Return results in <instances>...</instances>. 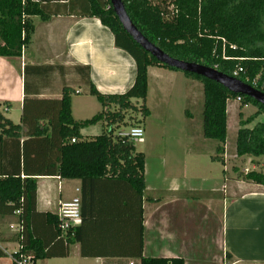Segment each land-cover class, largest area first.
Here are the masks:
<instances>
[{
  "label": "crops",
  "instance_id": "1",
  "mask_svg": "<svg viewBox=\"0 0 264 264\" xmlns=\"http://www.w3.org/2000/svg\"><path fill=\"white\" fill-rule=\"evenodd\" d=\"M36 2L47 4L56 15L45 22L31 18L33 32L20 56H0V113L21 126L18 143L10 139L0 142V177L19 174L36 181L38 215L32 218L31 229L44 245L40 264H138L133 256L139 233L144 258H181L184 264H264V187L243 182L233 173V168L239 170L238 161L245 163L241 172L259 168L251 157H236L225 140L221 179L219 168H213L217 162L211 160L217 143L202 138L192 114L183 131L179 129L178 135L170 132L160 144L153 142L146 129L145 138L134 142L135 151L144 157L145 189L156 200L162 199L156 203L141 197L139 201L124 185L122 194L94 193L83 211L79 241L70 245L56 241L43 215L57 217L60 203L80 195L76 192L80 191L79 181L61 180L56 173L62 88L75 91L70 98L73 120H88L100 111L95 95L140 93L141 53L123 35L111 34L99 20L82 17L89 10V0ZM152 83L162 94L177 83L187 88L198 82L177 71L148 67L145 103ZM147 109L148 117L152 116ZM239 114L242 120L248 118ZM36 120L51 123L49 138L32 136ZM257 123L264 124V114L244 128L252 129ZM196 127L199 129L194 130ZM101 132L97 123L82 129L80 135ZM256 160L264 172V156ZM209 169L215 171L210 178ZM192 192L209 196L185 197ZM15 222V216H0V264H13L18 244L9 225Z\"/></svg>",
  "mask_w": 264,
  "mask_h": 264
},
{
  "label": "trees",
  "instance_id": "2",
  "mask_svg": "<svg viewBox=\"0 0 264 264\" xmlns=\"http://www.w3.org/2000/svg\"><path fill=\"white\" fill-rule=\"evenodd\" d=\"M127 16L138 31L153 45L169 57L188 63H195L214 69L229 77L238 67L243 72L235 79L264 93V0H121ZM89 10L82 17L95 18L111 34L123 35L129 44L141 53V91L139 94L95 95L100 111L88 120L75 121L71 117L70 98L75 91L63 87L58 115L60 138V159L56 173L61 180L80 182L81 224L74 229V236L62 234L56 216L43 215L54 230L56 241L64 245L78 242L83 222V211L97 192L123 193V185L130 187L139 201L156 203L145 189L143 178L144 157L136 152L134 142L121 141L116 132L127 123V113L132 127H140L142 119L149 115L145 106L146 70L160 67L170 71L173 68L161 65L144 52L123 32L115 17L109 0H89ZM56 13L47 4L36 0H0V56H20L22 48L29 42L33 32L31 18L47 21ZM222 55L225 59H222ZM178 72V71H177ZM187 79L197 81L202 87L201 136L217 143L212 161L223 163L226 140V105L228 101L240 98V109L253 106L256 111L246 120L239 114V129L234 142L238 158L251 157L259 171L241 172L233 168L237 179L264 187V172L258 160L264 156V124L257 123L252 129L244 128L258 115L264 114V107L253 100L229 93L220 85L183 73ZM88 79V77H86ZM139 101L141 102L139 104ZM139 104V105H138ZM187 121L192 120L188 109ZM100 123L102 132L92 138H83L80 131ZM50 122L36 120L32 136L49 138ZM20 124H14L0 113V142L10 139L19 142ZM71 140H75L73 143ZM208 193H187L185 197L198 200ZM36 181L16 176L0 177V216H14L23 224L24 230L18 253L30 254L42 260L43 243L35 237L31 227L35 210ZM17 242V237L14 235ZM13 254L12 258L17 254ZM138 264H184L181 258H144L141 254V233L136 254ZM14 264V263H13Z\"/></svg>",
  "mask_w": 264,
  "mask_h": 264
},
{
  "label": "rangeland",
  "instance_id": "3",
  "mask_svg": "<svg viewBox=\"0 0 264 264\" xmlns=\"http://www.w3.org/2000/svg\"><path fill=\"white\" fill-rule=\"evenodd\" d=\"M178 74L183 76L181 72H178ZM150 87L152 88L145 106L150 108L152 116H147L146 118L142 119L141 116L138 115L137 119L142 121V130L146 129L148 131L149 137H151L153 142H158V144H160L162 139L168 137L170 132L171 134H175L176 132L178 135L179 129L183 131L185 128V122L187 121V118L185 117L186 109H188L194 117L193 124L200 127L202 119L201 110L203 98L202 87L199 83H196L194 86H188L187 88L183 87V85L180 83H177L173 87L172 91L167 90V92L162 93L163 95L159 94L158 91L153 88V83L150 85ZM159 100L168 101L167 103L160 104ZM140 103L141 102L139 101V104ZM253 110L254 107L251 105L245 106L239 110V106L236 103L229 101L227 111L228 114L226 117V146L228 147L229 151L235 149L234 142L236 138V132L239 129V112L243 113V118L246 119L250 116ZM133 114L134 113L132 112L127 113V123L124 128L122 127L120 130L128 129L131 126L129 116H133ZM193 129L196 130L199 128L196 127ZM145 136L146 135L143 134V139ZM92 137L96 136H86L84 138ZM236 165L239 170L245 167V163L243 161H238ZM213 168H219L220 177L222 179L221 172L223 167L220 165V163L217 162ZM209 171L210 173H207V176L210 175L211 177L212 175H215V171L212 169H209ZM229 175H231V173H229ZM210 177L208 176V178Z\"/></svg>",
  "mask_w": 264,
  "mask_h": 264
},
{
  "label": "water",
  "instance_id": "4",
  "mask_svg": "<svg viewBox=\"0 0 264 264\" xmlns=\"http://www.w3.org/2000/svg\"><path fill=\"white\" fill-rule=\"evenodd\" d=\"M112 11L117 18V21L123 32L134 42L140 49L149 54L161 65L173 68L181 73H189L203 79L212 81L229 93L247 97L257 104L264 107V93L256 90L250 85H247L233 77L224 75L214 69L205 66L188 63L169 57L163 53L158 47L149 42L133 25L124 8L121 0H109Z\"/></svg>",
  "mask_w": 264,
  "mask_h": 264
},
{
  "label": "built area",
  "instance_id": "5",
  "mask_svg": "<svg viewBox=\"0 0 264 264\" xmlns=\"http://www.w3.org/2000/svg\"><path fill=\"white\" fill-rule=\"evenodd\" d=\"M222 59H225L222 55ZM243 70L241 67L235 69L232 73L233 78H236ZM235 102L240 103V98L237 97ZM116 136L121 141H132L135 142L141 139L143 136V130L140 127H132L124 130H118ZM75 140H71L73 143ZM77 194L79 190H76ZM20 215V211L17 210L14 216ZM57 218L59 220V230L62 234H69V237L74 236V229L77 228L81 222L80 214V197L76 196L69 202H64L59 204ZM9 230L17 237L18 249L13 254L18 253L20 249V241L22 240V233L24 230L23 224L20 221L9 225ZM14 264H40L39 260L33 258L30 254L18 253L16 257L13 258Z\"/></svg>",
  "mask_w": 264,
  "mask_h": 264
}]
</instances>
